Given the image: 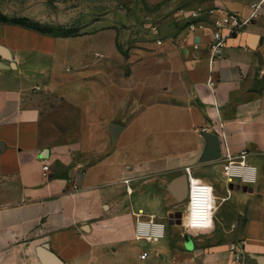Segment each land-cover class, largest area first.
Here are the masks:
<instances>
[{"label": "crops", "instance_id": "1", "mask_svg": "<svg viewBox=\"0 0 264 264\" xmlns=\"http://www.w3.org/2000/svg\"><path fill=\"white\" fill-rule=\"evenodd\" d=\"M259 1L127 0L68 36L0 21L12 57L0 53V264H45L43 244L63 264H155L153 251L163 264L169 248L143 244L166 237L158 215L189 207L186 183L171 189L188 171L215 203L192 259L233 264L241 241L245 263L264 264V3L222 58L210 51L211 16L247 18ZM205 125L222 153L248 150L254 183L229 181L222 157L202 160ZM218 167L220 184L206 174ZM139 215L165 222V236L137 239Z\"/></svg>", "mask_w": 264, "mask_h": 264}, {"label": "rangeland", "instance_id": "2", "mask_svg": "<svg viewBox=\"0 0 264 264\" xmlns=\"http://www.w3.org/2000/svg\"><path fill=\"white\" fill-rule=\"evenodd\" d=\"M127 0H0V20L16 21L37 29L48 30L58 33H76L87 29L90 20L96 15L100 16L105 11L113 9L115 6L126 5ZM121 6V7H122ZM125 7V6H124ZM40 79V76H38ZM211 179L218 180L219 184L224 181L222 167H218L211 172L206 173ZM196 178H199L194 175ZM188 206L182 208L183 223L176 226V223H170L164 215H158L167 222V235L159 243L146 244L144 242V251L149 252L152 246H166L167 262L163 264H199L193 260V250L187 245L185 239L186 226L184 224ZM222 215V209L219 216ZM203 231V232H202ZM206 231V230H205ZM189 233V232H188ZM204 230H190L191 238L194 239L195 246L200 247L203 238L208 237ZM148 262L158 261L155 264H161V259L155 252L148 253ZM170 258V260H168Z\"/></svg>", "mask_w": 264, "mask_h": 264}, {"label": "built area", "instance_id": "3", "mask_svg": "<svg viewBox=\"0 0 264 264\" xmlns=\"http://www.w3.org/2000/svg\"><path fill=\"white\" fill-rule=\"evenodd\" d=\"M264 0L252 4V12L249 17L243 18L236 12H221L219 15H212L213 21L210 30V51L212 59H220L227 43V39L234 33L243 28L253 18L262 13ZM214 10H211L212 14ZM197 15V12H193ZM206 22L193 23L192 29L204 27ZM211 127L205 125L200 128L202 133L210 131ZM248 150L243 149L239 153H234L227 149L222 153L224 162V175L229 181H240L242 184H252L257 180V166L246 161ZM48 168V165L45 166ZM189 178V207L185 216L187 230H207L212 224L214 212V195L212 186L199 178L193 177L188 171ZM166 223L156 220L154 216L147 219L137 218L136 221V238L146 239L148 241H158L165 236ZM232 254L233 264H246V253L243 242L233 241L229 245ZM146 253L141 257L145 258Z\"/></svg>", "mask_w": 264, "mask_h": 264}, {"label": "water", "instance_id": "4", "mask_svg": "<svg viewBox=\"0 0 264 264\" xmlns=\"http://www.w3.org/2000/svg\"><path fill=\"white\" fill-rule=\"evenodd\" d=\"M0 53L4 55L6 58L11 59V54L9 53V50L7 47L0 45ZM121 128V125L117 123H113L111 125V136L112 140H116L117 136L119 134V130ZM203 135L207 139V146L203 152L202 155V160L203 161H212V160H218L222 157V149H221V140L220 137L217 133L214 132H204ZM186 183L185 187V192L178 196V199L181 201L186 200L188 198V193H189V182H188V177L187 175H181L180 177L176 178L172 184H171V189H173V186L175 187H181L183 184ZM231 188H236V189H248L247 185H241L240 183H231L230 184ZM181 189V188H180ZM168 219L170 223H182V212H177V213H170L168 215ZM185 239L187 245L192 248L193 243H192V238L189 233L185 234ZM37 251L40 255V257L43 259L45 264H63L62 260L60 257L55 254L53 251L49 249V247L46 244L40 245L37 248Z\"/></svg>", "mask_w": 264, "mask_h": 264}, {"label": "trees", "instance_id": "5", "mask_svg": "<svg viewBox=\"0 0 264 264\" xmlns=\"http://www.w3.org/2000/svg\"><path fill=\"white\" fill-rule=\"evenodd\" d=\"M0 21H2V20H0ZM3 22H9V23H13V24H20V25H24V26H26V27H29V28H33V29H36V30H39V31H42V32H48V33H51V34H53V35H56V36H68V35H72V34H70V33H58V32H52V31H48V30H41V29H37V28H35V27H33V26H30V25H26V24H23V23H18V22H16V21H3Z\"/></svg>", "mask_w": 264, "mask_h": 264}]
</instances>
